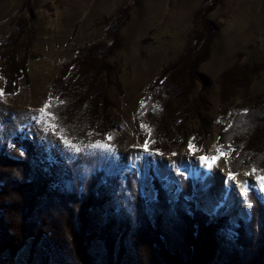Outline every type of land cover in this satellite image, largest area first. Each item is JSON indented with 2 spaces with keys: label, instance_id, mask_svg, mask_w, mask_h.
Returning a JSON list of instances; mask_svg holds the SVG:
<instances>
[{
  "label": "rangeland",
  "instance_id": "1",
  "mask_svg": "<svg viewBox=\"0 0 264 264\" xmlns=\"http://www.w3.org/2000/svg\"><path fill=\"white\" fill-rule=\"evenodd\" d=\"M205 1L0 0V55L5 56L0 58L2 69L0 91L3 92L0 96V143L2 142V148L9 149L8 143L14 133L24 130L25 136L32 139L38 160L44 163L52 162L61 174L66 171V163L78 152L96 157L104 175L111 178L103 180L104 186L97 192L98 199L94 206L97 209L94 211L93 219L100 225H103L108 216L114 214L125 218L129 223V230L132 224L135 229L136 215L133 211L135 200H132L130 193L126 191L124 183L126 172L132 168L138 172L136 177L138 176L141 181L140 192L146 199L145 206L148 212L147 202L155 199L158 193L153 182L154 176L166 181L165 185L160 184L162 193L159 195L162 196L161 202L164 205L162 209L166 210L170 206L173 209L166 210L168 217L164 219V223L174 224L176 216L186 214L197 216L196 223L203 225L205 231L211 230L212 236L215 237L213 248L214 258L217 259L205 255L203 263L212 264L219 260L218 255L225 251V241H229L232 235H235L237 227L243 225L240 222L248 221L250 204L243 195L246 205L242 207L240 199L231 193L229 187L222 190L224 186H220L218 179L200 157H208L205 148L214 138L217 143L212 144L210 153L222 148L227 157L231 155L234 147L229 146L230 142L221 139L222 131L228 126L232 116L243 114L239 110L247 109L254 97L264 93V71L253 73L247 88H234L227 102H222L219 83L221 74L230 68L235 66L238 70L246 66L248 72L255 64L264 60V0H218L213 9L208 2L206 16L215 25V37L209 58L198 66L195 74L190 75V84L184 90L188 91L187 93L169 100L163 116L160 114L153 119L151 116L147 119L154 125L151 127L152 132L138 117L139 107L146 99L151 100L146 102L147 107L157 102L155 100L158 91H163L161 88L163 85L158 83L161 79H166L160 77L162 70L168 63L175 62L186 50L194 29L196 11ZM128 6L133 8L119 31L121 47L106 58L109 82L107 94L111 102L109 109L106 110L109 123L106 125L100 122L97 128L106 129L107 133L102 139L96 131H92L94 130L92 127L86 126L83 131L64 128L78 139L77 152L63 144L51 130H45L48 126L37 119L38 110L46 102L51 104L52 98H58L52 93L53 86L58 88L56 82L59 80L65 82L76 73L73 59L77 50L105 41L108 23L117 11H122ZM23 21L28 22L24 31L29 30V39L24 34L13 46L15 48L7 51L8 47L5 49L3 46L9 36L18 29L16 24ZM12 55L18 63L24 60L25 69L18 70L20 76L17 78L16 72L11 73L8 67L3 66L6 60L12 61L10 59ZM3 68L4 73L15 76V84L13 82L11 84L15 89L11 93L5 86ZM163 82L166 84L165 80ZM58 103L62 104L63 101L58 100ZM55 108L56 111L60 109L59 105ZM47 110L49 111L50 107ZM109 136L110 140L107 139ZM97 141L110 145L111 151L90 147ZM222 142L228 146H224ZM190 143L196 149L193 152L189 151ZM239 143L243 145V152L239 158L237 157L238 160L235 156L237 170L232 174L237 175L242 170L248 173L245 175L243 192L252 189L262 198L263 214L256 215L257 220L254 223L260 220L264 225V192L260 191L256 178L257 174L264 173V127L256 136L249 137L246 142L241 140ZM145 147L148 151H145ZM184 150L185 154H181ZM57 152L61 155L59 161L55 158ZM137 162L141 164L140 171ZM197 162L202 165H198ZM254 168H257V171L253 174ZM185 178L190 179L192 183L185 197L189 200V205H182L181 201L176 202L179 197L183 198L179 182ZM67 189H71V186ZM46 191L49 189L43 192L47 194ZM103 195L105 197L102 201ZM121 197L124 198V203L120 210H117ZM45 201L41 194L36 200L35 212L31 213L32 221L36 225L34 236L32 237V232H28V237L29 235L31 237L13 256H10L9 250L3 249L0 264H79L71 255L66 241L59 242L54 230H50L52 224L50 217L43 225L44 217L49 215L57 218L54 223L61 222L62 215L68 213V210L62 212L68 208V204L58 200L56 204L46 205ZM171 213L172 217L169 216ZM239 220H242L239 222L240 225L234 226V222ZM4 225L0 222L1 248L6 247V242H3L6 241L3 237L4 229L1 228ZM94 227L92 223L91 227L87 228V238L90 237L91 241L89 248L98 255L102 250L104 255L106 248L99 241L100 237H95V232L92 231ZM170 230L174 231L173 228ZM6 233L14 237L12 232ZM63 237L60 235V238ZM127 240L128 243L124 244L126 255L122 256L121 261L123 264H136L134 262L139 261L138 248L134 249L133 243L131 244L133 240L130 241L129 238ZM251 247L249 245L245 253L247 259L253 251ZM139 248L141 249V243ZM216 251L219 252L217 256ZM262 252L264 253V249ZM148 261L149 259L146 264ZM261 261L259 263L263 264L264 258L262 263ZM97 262L105 264L99 260ZM155 262L157 261L151 264Z\"/></svg>",
  "mask_w": 264,
  "mask_h": 264
},
{
  "label": "trees",
  "instance_id": "2",
  "mask_svg": "<svg viewBox=\"0 0 264 264\" xmlns=\"http://www.w3.org/2000/svg\"><path fill=\"white\" fill-rule=\"evenodd\" d=\"M217 1L206 0L204 5L196 11L194 29L191 32L186 50L181 53L175 62L168 63L162 70L160 77L166 79H159L160 82L158 84L163 85L161 87L163 91H158V97L155 100L157 104L154 103L147 107L148 104L146 102L151 101L148 98L139 107L138 117L149 127L151 132V127L154 125L147 119L150 116L153 119L154 116L160 114L163 116L164 108L168 107L169 100L174 98V96L179 95L178 97H180L182 94L187 93L188 91L185 92L184 90L190 84V75L195 74L198 66L209 58L215 37V25L207 19L206 15L208 12L206 10L208 5L206 4L210 2L211 9H213V5ZM132 8V6H128L122 11H117L111 22L108 23L105 41L78 49L76 57L73 59V67L76 73L71 78L66 79L65 82L64 80L56 82L58 88L53 86L52 93L57 95L58 98H52L49 112L56 114V116L54 114L56 119L52 123H55L57 127L55 130H49L59 137L63 144L65 143L62 137L68 139L75 146L79 144L74 134L65 130L66 127L77 131H83L86 126L92 127L94 129L92 131H96L101 138L107 133L106 129L99 130L97 128L100 122L106 125L109 123L106 110L109 109L111 102L107 94L109 82L106 73V58L113 55L121 47L119 31L128 20ZM16 25L18 29L9 36L3 46V48L8 47L7 49L5 48L7 51L14 49L15 47L13 46L24 34L26 38L29 39L30 37L29 30L27 32L24 31L26 26H28L27 21L18 22ZM25 49L27 50V47ZM1 57L4 58V54H1ZM10 59L12 61H4L3 66L8 67L11 73L16 72L17 78L20 76L18 70L23 71L25 69L24 60L18 63L14 55ZM0 71L2 72L1 68ZM262 71H264V60L255 64L252 70L248 72L246 66L240 67L238 70L234 66L232 69L230 68L223 72L219 78L222 102L228 101L233 94L234 88H247L254 75L253 73ZM4 75L6 89L11 93L15 89L14 85H11L12 82L15 84V76L10 73H4ZM163 80L166 81V84H163ZM51 97L54 96L51 95ZM58 100H62L63 103L59 104ZM57 105H59L60 109L56 111L55 106ZM169 106L171 107L172 105L169 104ZM239 112L243 114L232 116L230 123L221 133V139L230 142L229 146L234 147L225 163L230 173H234L237 170L236 162L243 152V145L239 142L241 140L246 142V139L256 136L260 129L264 127V93L254 97L251 105L247 109L239 110ZM87 130L89 129H85V131ZM1 144L2 142L0 143V222L2 225L5 224L1 228L4 229L3 237L6 241L3 242H6V247L1 248L2 246H0V258H2L4 253L3 249L9 250L10 256L22 249L26 241L31 237V235L28 237V232H32V237L34 236L36 225L32 221L31 213L35 212L36 200L41 194L46 199V205L48 203L56 204L58 200L61 202L63 200L62 203L68 204V208L62 211L68 210L66 215H62L59 211L62 215L61 218H63L61 222L54 223L57 218L49 215L44 217L43 225L50 217L52 222L50 230H54L59 242L62 240L66 241V245L71 250V255L79 264H98L97 260L105 264H123L121 258L126 255L124 244L128 243L127 238L130 241L133 240L131 244L133 243L134 249L138 248L139 254L137 251L135 253L136 255L138 254L139 264H146L148 259L149 263L147 264H151L153 261L159 262H155V264H203L206 259L205 255L214 258L215 237L212 236L211 230L206 229V232L203 225L196 223L197 216L194 217L189 214L176 216L174 224L166 225L164 223V219L168 217L166 210L173 209L171 206L166 210L162 209V196L160 197L159 195L162 193L160 184L165 185L166 181L154 176L153 182L158 193L155 199L147 202L149 203L148 212L145 206L146 199L140 192L141 181H139L138 176L136 177L138 172L135 168H132L125 173L126 179L124 183L126 191L130 193L132 200H135V207L132 205L136 215V219L135 216L134 219L137 226L134 224L135 229H133L132 224L130 231L129 223L125 218L122 215L115 216L114 214L108 216L103 225H100V223L94 222L93 219L94 211L97 209L94 207L98 199L97 192L99 188L104 186L103 180H111V178L104 175L105 173L96 157L78 152L70 162L66 163V171L61 174L52 162L46 161L44 163L38 160L32 139L25 136L24 130L14 133L8 143L9 149L2 148ZM224 146L228 145L224 144ZM44 156L46 157L47 155ZM60 156L59 152L55 154L57 161L61 160ZM235 156L236 158L238 157L236 161L234 160ZM137 166L141 170L140 162H137ZM259 174L261 177L264 176V173ZM179 183L180 191H182L180 193L183 194V198L179 197L176 202L181 201L182 205H189V200L185 197L192 184L191 180L185 178L184 181L181 179ZM68 186H71V189H67ZM47 188L49 191H46V194L43 191ZM104 197L103 195L102 201ZM245 198L251 205L249 206L248 221L240 222L242 220H239L234 222V226L239 224V222L243 225L239 224L240 226L234 231L235 235H232L229 241H225V251L220 256L218 255L220 259L212 264H260L261 259L263 261L264 225L261 224L260 220L258 223H254L257 220L256 215L262 213V201L252 189L246 192ZM123 199L121 197L119 200L116 207L117 210H120V206L124 203ZM178 206L179 204H177ZM169 216L172 217V213ZM92 223L95 226L92 229L95 232V237H100L99 241L106 248L104 255H102V250L100 255H98L96 251H91L89 248L91 241L90 237L87 238V228L91 227ZM170 228H173L174 231H171ZM7 231L12 232L14 237L8 236ZM60 235L64 236L63 239L60 238ZM36 237L37 235L34 239ZM139 243H141V249L139 248ZM121 244L122 247H120ZM249 245L252 246L251 250L253 251L247 256V259L245 253ZM218 253L216 251V256ZM139 255L141 256L140 259ZM138 262L134 263L138 264Z\"/></svg>",
  "mask_w": 264,
  "mask_h": 264
},
{
  "label": "snow or ice",
  "instance_id": "3",
  "mask_svg": "<svg viewBox=\"0 0 264 264\" xmlns=\"http://www.w3.org/2000/svg\"><path fill=\"white\" fill-rule=\"evenodd\" d=\"M3 95V92L0 91V96ZM50 107V104L49 103H45L43 107H41L39 110H38V113H39V116L37 117L38 120H40L41 122L45 123L48 127L45 129V130H49V129H53L55 130L56 129V124L55 123H52V121H54L56 119V117L54 116L53 113L47 111V109ZM141 127L143 128L144 125H141ZM63 142L65 143V145H67L68 147H71L72 149H74L75 151H79V148H76L75 145L71 144L70 141L66 138H63ZM107 139H111V137H107ZM147 144V141L145 142ZM90 147L92 148H96V149H100V150H103V151H111V148H110V145L108 144H105V143H102L100 141H97L95 144H92L90 145ZM196 149L194 148V146L191 145V143L189 144V151L190 152H193L195 151ZM145 151H148V149L145 147ZM21 155H23V153H21ZM221 157H224L225 159V162H227V153L222 149V148H217L216 149V155L215 156H212V157H204V156H201L200 157V160L207 164V166L209 168L213 167L215 165V163L217 162V160H219ZM256 169H253L252 170V173H256ZM248 174V173H246ZM229 176V179H234V176L232 173H229L228 174ZM257 181L260 185V191L261 192H264V177H261L259 175H257ZM241 195H246V192H241ZM251 206V205H249Z\"/></svg>",
  "mask_w": 264,
  "mask_h": 264
},
{
  "label": "bare ground",
  "instance_id": "4",
  "mask_svg": "<svg viewBox=\"0 0 264 264\" xmlns=\"http://www.w3.org/2000/svg\"><path fill=\"white\" fill-rule=\"evenodd\" d=\"M210 3V2H209ZM214 143V144H213ZM217 141L216 139L214 138V140L206 146L205 150L208 151V157H212V156H215L216 155V152L214 153H210V150L213 148V145H216ZM213 144V145H212ZM204 150V151H205ZM202 151V152H204ZM185 150L181 153V154H185ZM180 154V155H181ZM204 154V153H203ZM183 156V155H181ZM181 159V158H180ZM198 165H202L200 162H197ZM139 168V167H138ZM208 169L211 170V173L214 174V177H216L220 183V186H224L222 188V190H226L228 187L231 189V193L240 199V203H241V206L244 207L246 205L245 203V200H244V197L241 195V192L243 191V185H244V182H245V175L246 173L244 172V170H242L240 173H238L237 175H233L234 176V179H229V176H228V169L225 167V164H224V157H221L219 160H217V162L215 163V165L211 168H209L207 166ZM160 172V171H159ZM166 177V176H165ZM216 187V186H214ZM234 190V191H233ZM222 192V191H221ZM224 192V191H223ZM236 193V195H235ZM57 194V193H56ZM223 194V193H222ZM221 194V195H222ZM178 195V194H177ZM233 196L231 195V198ZM226 198V197H225ZM234 202V201H233ZM239 203V204H240ZM89 206V205H88ZM238 207V206H237ZM81 211V210H80ZM237 211V210H236ZM78 214V213H77ZM76 214V215H77ZM75 253V252H74ZM89 256V255H88ZM81 257V255H80Z\"/></svg>",
  "mask_w": 264,
  "mask_h": 264
}]
</instances>
